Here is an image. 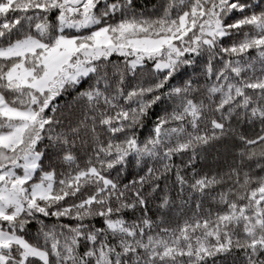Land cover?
I'll list each match as a JSON object with an SVG mask.
<instances>
[{
  "label": "snow or ice",
  "instance_id": "1",
  "mask_svg": "<svg viewBox=\"0 0 264 264\" xmlns=\"http://www.w3.org/2000/svg\"><path fill=\"white\" fill-rule=\"evenodd\" d=\"M0 264H264V0H0Z\"/></svg>",
  "mask_w": 264,
  "mask_h": 264
}]
</instances>
